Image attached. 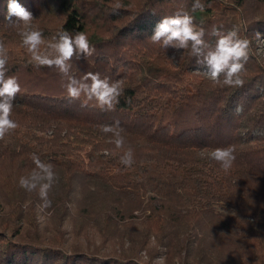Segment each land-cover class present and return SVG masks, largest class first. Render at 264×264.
I'll return each instance as SVG.
<instances>
[{"label":"trees","instance_id":"1","mask_svg":"<svg viewBox=\"0 0 264 264\" xmlns=\"http://www.w3.org/2000/svg\"><path fill=\"white\" fill-rule=\"evenodd\" d=\"M261 36L264 0H0V264H264Z\"/></svg>","mask_w":264,"mask_h":264},{"label":"rangeland","instance_id":"2","mask_svg":"<svg viewBox=\"0 0 264 264\" xmlns=\"http://www.w3.org/2000/svg\"><path fill=\"white\" fill-rule=\"evenodd\" d=\"M255 55L257 56V58L259 60H264V37H259L256 39L255 41V49H254ZM215 71V70H214ZM216 74V73H215ZM24 209V207H23ZM50 212L41 208L39 205H33L32 206V213L31 216L28 218V220H33V222L37 223V229L39 230V232L44 233L43 231L45 229H54L56 228L55 225H51L49 224V221H52V219L49 217L50 216ZM62 229L66 232V234L64 235L63 238L66 239V242H68V246L72 245L73 243H82L85 244V242H87L88 244L92 245L93 247H101L102 243L100 242V238L97 234L91 233L88 237V240L86 241L82 235L79 237L78 241L74 242L75 238V234L71 233V228L69 226L68 223H64ZM24 232H28V233H33L34 231H32L30 228H28L27 224L25 223V226L23 227V229L21 230V232L19 233L22 236H25ZM35 233V232H34ZM46 235H48L47 233H45ZM199 234L202 235V237H204L205 242H202V244H207L209 245V243H211V241L213 240L214 236L210 233V232H205L203 236V233L199 232ZM148 244V246H147ZM146 244V248L139 250L138 252V259L142 262H150L151 264H166V257L164 255V250L160 247H154L156 245V240L153 237L148 238V243ZM153 248L150 250H147L148 248ZM112 246L109 245H105L102 247V253L106 254L109 251H112ZM190 256H185L181 259H184V261H186L187 259H189ZM215 259V254L212 256H208L206 257V259ZM234 256L230 255L229 252L227 253H222V258L221 261L217 264H233L234 263ZM173 264H188L187 262H181L180 259H177V257L174 258Z\"/></svg>","mask_w":264,"mask_h":264}]
</instances>
